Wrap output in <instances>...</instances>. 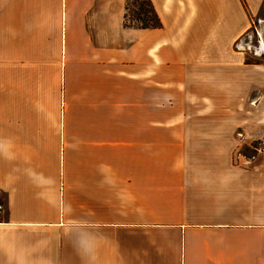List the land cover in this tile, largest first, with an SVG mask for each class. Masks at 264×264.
Here are the masks:
<instances>
[{
  "label": "crops",
  "instance_id": "crops-1",
  "mask_svg": "<svg viewBox=\"0 0 264 264\" xmlns=\"http://www.w3.org/2000/svg\"><path fill=\"white\" fill-rule=\"evenodd\" d=\"M126 1L0 0V264H264L263 209L200 217L184 160L130 158L170 141L130 127V80L212 85L263 0H148L147 30Z\"/></svg>",
  "mask_w": 264,
  "mask_h": 264
},
{
  "label": "rangeland",
  "instance_id": "rangeland-1",
  "mask_svg": "<svg viewBox=\"0 0 264 264\" xmlns=\"http://www.w3.org/2000/svg\"><path fill=\"white\" fill-rule=\"evenodd\" d=\"M135 5L134 0L128 2L130 25L138 24L134 18ZM263 43L264 0L246 33L233 44L235 54H230V65H216L209 72V77L214 78L212 85L200 82L194 87H179L177 92L174 87L153 84L148 87L142 79L130 80V127H155L154 131L170 136L164 147L158 148L154 143L151 150L141 145L142 148L130 150V158L167 159L174 163L184 160L190 191L187 200L200 217H222L223 207L237 209V204L248 219L264 210ZM196 72L202 78L207 77L206 69ZM187 74L190 76V71ZM74 89L76 86H72ZM50 90L44 86L39 92L51 93ZM61 92L62 86L59 104L63 109ZM175 128L188 131L187 148L186 144L180 148L181 130ZM224 175L243 176L246 188L239 191L237 184L231 182L230 189L223 191ZM252 185L256 189L250 188ZM211 211L217 213L210 214Z\"/></svg>",
  "mask_w": 264,
  "mask_h": 264
},
{
  "label": "trees",
  "instance_id": "trees-1",
  "mask_svg": "<svg viewBox=\"0 0 264 264\" xmlns=\"http://www.w3.org/2000/svg\"><path fill=\"white\" fill-rule=\"evenodd\" d=\"M130 0L126 1L125 4V13H124V26L125 27H132V28H138L142 30L147 29H156L160 28V21L150 4L148 0H134L135 1V7L136 10L134 11L135 14V21H138V24L130 25L128 22V15L127 12L129 10L128 2Z\"/></svg>",
  "mask_w": 264,
  "mask_h": 264
},
{
  "label": "built area",
  "instance_id": "built-area-1",
  "mask_svg": "<svg viewBox=\"0 0 264 264\" xmlns=\"http://www.w3.org/2000/svg\"><path fill=\"white\" fill-rule=\"evenodd\" d=\"M249 162V160H247V161H245V163H248ZM2 210V206L0 205V211Z\"/></svg>",
  "mask_w": 264,
  "mask_h": 264
},
{
  "label": "bare ground",
  "instance_id": "bare-ground-1",
  "mask_svg": "<svg viewBox=\"0 0 264 264\" xmlns=\"http://www.w3.org/2000/svg\"><path fill=\"white\" fill-rule=\"evenodd\" d=\"M264 44V43H263ZM263 46V45H262ZM264 48V47H263Z\"/></svg>",
  "mask_w": 264,
  "mask_h": 264
}]
</instances>
